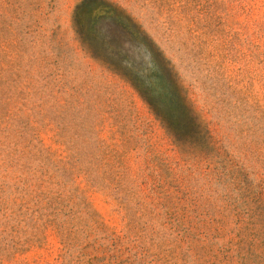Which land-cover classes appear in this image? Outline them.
Wrapping results in <instances>:
<instances>
[{
  "label": "rangeland",
  "instance_id": "374dc122",
  "mask_svg": "<svg viewBox=\"0 0 264 264\" xmlns=\"http://www.w3.org/2000/svg\"><path fill=\"white\" fill-rule=\"evenodd\" d=\"M0 264H264V0H0Z\"/></svg>",
  "mask_w": 264,
  "mask_h": 264
},
{
  "label": "trees",
  "instance_id": "16d2710c",
  "mask_svg": "<svg viewBox=\"0 0 264 264\" xmlns=\"http://www.w3.org/2000/svg\"><path fill=\"white\" fill-rule=\"evenodd\" d=\"M134 33L135 32L131 31V34L134 35ZM118 59H120L121 61H123L127 66L129 65V67L131 68V70L134 69V67H132L131 65L134 64L135 62L133 60H131L130 58H126V56H123V57L120 56V57H118ZM152 66H156L154 62L152 63ZM145 76H146V74H145ZM147 78H149V76ZM153 87H157V84H156L155 81L151 84V86H146V90H148L150 92V90L152 91V88ZM155 90H156V88H155Z\"/></svg>",
  "mask_w": 264,
  "mask_h": 264
}]
</instances>
